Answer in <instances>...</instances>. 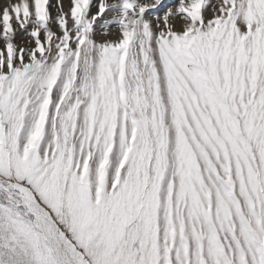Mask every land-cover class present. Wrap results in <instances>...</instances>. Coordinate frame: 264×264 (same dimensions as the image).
Instances as JSON below:
<instances>
[{"label": "snow or ice", "instance_id": "6c2138e0", "mask_svg": "<svg viewBox=\"0 0 264 264\" xmlns=\"http://www.w3.org/2000/svg\"><path fill=\"white\" fill-rule=\"evenodd\" d=\"M0 264H264V0H0Z\"/></svg>", "mask_w": 264, "mask_h": 264}, {"label": "bare ground", "instance_id": "6f19581e", "mask_svg": "<svg viewBox=\"0 0 264 264\" xmlns=\"http://www.w3.org/2000/svg\"><path fill=\"white\" fill-rule=\"evenodd\" d=\"M112 38H113V39H115L116 37H115V36H113Z\"/></svg>", "mask_w": 264, "mask_h": 264}]
</instances>
